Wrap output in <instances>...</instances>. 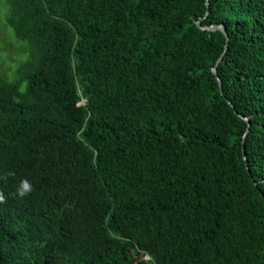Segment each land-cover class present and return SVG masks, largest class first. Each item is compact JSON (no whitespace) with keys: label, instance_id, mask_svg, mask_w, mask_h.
I'll use <instances>...</instances> for the list:
<instances>
[{"label":"trees","instance_id":"trees-1","mask_svg":"<svg viewBox=\"0 0 264 264\" xmlns=\"http://www.w3.org/2000/svg\"><path fill=\"white\" fill-rule=\"evenodd\" d=\"M6 5L0 264H264V0Z\"/></svg>","mask_w":264,"mask_h":264},{"label":"rangeland","instance_id":"rangeland-1","mask_svg":"<svg viewBox=\"0 0 264 264\" xmlns=\"http://www.w3.org/2000/svg\"><path fill=\"white\" fill-rule=\"evenodd\" d=\"M8 6L0 0V75L9 81L17 78V70L28 58L24 53L25 44L19 41L13 29L7 25Z\"/></svg>","mask_w":264,"mask_h":264},{"label":"water","instance_id":"water-1","mask_svg":"<svg viewBox=\"0 0 264 264\" xmlns=\"http://www.w3.org/2000/svg\"><path fill=\"white\" fill-rule=\"evenodd\" d=\"M196 23H197V25H198L200 28H202V29H208V30H213V31H215V30H220V31H222V32L226 35L227 39H229L228 31H227L226 27L223 26V25H210V26H203V25L201 24V19L198 20V21H196ZM227 50H228V45L226 46L225 52L221 55V57H220L219 60L217 61V64H216V65L214 66V68H213V73L215 74V76L217 77V79H218V81H219V83H220V87H221V91H222V93H223V90H222V80H221L220 77L218 76L217 66H218L219 63L221 62V60H222V58H223V56H224V54L226 53ZM232 106H233V105H232ZM241 117L244 118L245 120L249 121V118H247V117H245V116H243V115H241Z\"/></svg>","mask_w":264,"mask_h":264},{"label":"clouds","instance_id":"clouds-1","mask_svg":"<svg viewBox=\"0 0 264 264\" xmlns=\"http://www.w3.org/2000/svg\"><path fill=\"white\" fill-rule=\"evenodd\" d=\"M30 190V185H28L26 182L23 183L20 188L17 189V193L19 196L23 197L27 194V192Z\"/></svg>","mask_w":264,"mask_h":264}]
</instances>
